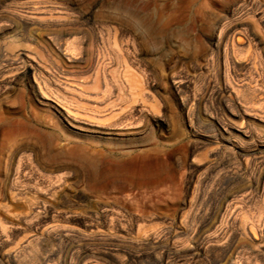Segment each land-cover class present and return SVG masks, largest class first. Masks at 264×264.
I'll use <instances>...</instances> for the list:
<instances>
[{"label": "rangeland", "instance_id": "obj_1", "mask_svg": "<svg viewBox=\"0 0 264 264\" xmlns=\"http://www.w3.org/2000/svg\"><path fill=\"white\" fill-rule=\"evenodd\" d=\"M232 261L264 264V0H0V264Z\"/></svg>", "mask_w": 264, "mask_h": 264}, {"label": "bare ground", "instance_id": "obj_2", "mask_svg": "<svg viewBox=\"0 0 264 264\" xmlns=\"http://www.w3.org/2000/svg\"><path fill=\"white\" fill-rule=\"evenodd\" d=\"M105 133V132H104ZM235 262V261H234ZM236 263V262H235ZM235 263H233V261H232V264H235Z\"/></svg>", "mask_w": 264, "mask_h": 264}]
</instances>
